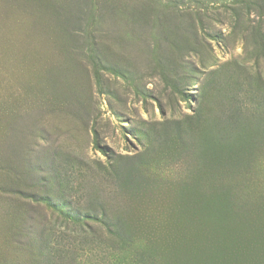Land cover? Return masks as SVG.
<instances>
[{"label": "rangeland", "instance_id": "1", "mask_svg": "<svg viewBox=\"0 0 264 264\" xmlns=\"http://www.w3.org/2000/svg\"><path fill=\"white\" fill-rule=\"evenodd\" d=\"M0 264H264V0H0Z\"/></svg>", "mask_w": 264, "mask_h": 264}, {"label": "trees", "instance_id": "2", "mask_svg": "<svg viewBox=\"0 0 264 264\" xmlns=\"http://www.w3.org/2000/svg\"><path fill=\"white\" fill-rule=\"evenodd\" d=\"M224 194H226V192H225ZM227 198H228V197L226 196V197H225V202H227V201H226V200H228ZM228 203H229V201H228Z\"/></svg>", "mask_w": 264, "mask_h": 264}]
</instances>
